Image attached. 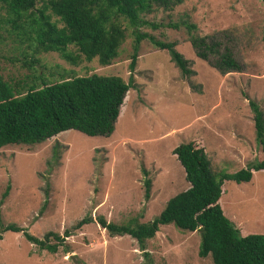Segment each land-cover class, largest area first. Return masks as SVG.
Here are the masks:
<instances>
[{
    "label": "rangeland",
    "instance_id": "obj_1",
    "mask_svg": "<svg viewBox=\"0 0 264 264\" xmlns=\"http://www.w3.org/2000/svg\"><path fill=\"white\" fill-rule=\"evenodd\" d=\"M140 19L146 25L138 32L174 43L187 61L188 75L181 76L168 55L146 39L139 41L129 72L133 36L123 20L124 38L105 66L95 58L80 57L70 65L53 52L33 54L31 43L1 26L0 75L20 94L28 85L91 74L123 82L130 74L134 87L124 94L121 118L107 137L67 130L41 143L0 147V228L13 224L38 239L46 232L61 238L67 231L61 243L48 238L56 245L54 253L29 244L20 232H1L0 264H212L208 256L196 255L197 232L161 225L144 241V258L132 238L108 236L96 219L121 225L155 217L167 199L188 186L172 154L187 141L203 146L212 172L233 173L264 158L246 103L252 101L264 114V2L182 0L170 10L153 7ZM181 22L194 25L192 35L226 37L223 44L238 72L222 75L196 58ZM144 178L149 180L147 199ZM224 187L225 217L242 232L264 231V174L254 172L248 182L228 181ZM83 216L90 222L73 230Z\"/></svg>",
    "mask_w": 264,
    "mask_h": 264
},
{
    "label": "trees",
    "instance_id": "obj_2",
    "mask_svg": "<svg viewBox=\"0 0 264 264\" xmlns=\"http://www.w3.org/2000/svg\"><path fill=\"white\" fill-rule=\"evenodd\" d=\"M38 1L0 0V28L5 25L7 34L13 33L19 40L31 43L33 54L53 52L70 65H75L80 57L85 61L95 58L99 65L105 66L116 56L124 38L119 23L123 20L132 28L133 36L127 66L129 72L133 70L139 41L146 39L156 50L168 55L181 76L190 73L187 61L176 52L173 42H161L136 29L146 25L140 15L149 13L153 7L170 10L182 0H45L36 9ZM51 16L55 21L50 20ZM181 24L188 33L187 41L196 58L207 61L219 74L238 72L223 41L226 37L192 35L194 25ZM147 25L154 28V25ZM68 47L73 48V53ZM31 63L23 64L28 67ZM133 87L130 74L126 82L117 76L91 74L58 82H41L38 87L28 85L20 94L0 75V147L41 143L67 130L90 137H107L121 118L124 94ZM246 103L252 116L254 142L264 155V114L252 101L246 99ZM172 154L188 185L185 190L167 199L148 222L116 225L98 217V226L108 236L132 238L144 258L147 256L144 241L152 238L159 226L170 224L180 231L197 232L196 255L198 258L208 256L212 264H264V231L257 234L240 231L225 217L222 201L226 182L246 183L252 173L264 174V158L226 173L211 171L203 146L195 141L177 145ZM142 184L143 198L147 199L149 180L144 178ZM88 222L89 218L83 216L72 228L78 229ZM6 231L20 232L26 242L47 253H54L56 249L55 244L48 243V238L61 243L67 236V231H63L61 238L46 232L38 239L13 224L0 228V233Z\"/></svg>",
    "mask_w": 264,
    "mask_h": 264
}]
</instances>
